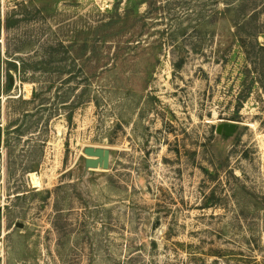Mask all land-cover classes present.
Segmentation results:
<instances>
[{
    "label": "rangeland",
    "instance_id": "374dc122",
    "mask_svg": "<svg viewBox=\"0 0 264 264\" xmlns=\"http://www.w3.org/2000/svg\"><path fill=\"white\" fill-rule=\"evenodd\" d=\"M0 264H264V0H0Z\"/></svg>",
    "mask_w": 264,
    "mask_h": 264
},
{
    "label": "water",
    "instance_id": "95a60500",
    "mask_svg": "<svg viewBox=\"0 0 264 264\" xmlns=\"http://www.w3.org/2000/svg\"><path fill=\"white\" fill-rule=\"evenodd\" d=\"M236 121H225L218 124L217 133L225 134L227 136L233 135L237 128ZM85 154L88 156L85 159V167L89 168H102L109 169L111 151L109 148L88 146L84 149Z\"/></svg>",
    "mask_w": 264,
    "mask_h": 264
},
{
    "label": "bare ground",
    "instance_id": "6f19581e",
    "mask_svg": "<svg viewBox=\"0 0 264 264\" xmlns=\"http://www.w3.org/2000/svg\"><path fill=\"white\" fill-rule=\"evenodd\" d=\"M88 156H86L87 158ZM31 176H32V181L34 183V186H40L41 184V181H40V178L37 176L36 173H31Z\"/></svg>",
    "mask_w": 264,
    "mask_h": 264
}]
</instances>
